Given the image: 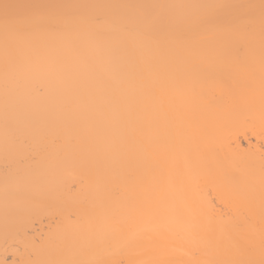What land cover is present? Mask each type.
Here are the masks:
<instances>
[{
  "label": "bare ground",
  "instance_id": "6f19581e",
  "mask_svg": "<svg viewBox=\"0 0 264 264\" xmlns=\"http://www.w3.org/2000/svg\"><path fill=\"white\" fill-rule=\"evenodd\" d=\"M0 264H264V0H0Z\"/></svg>",
  "mask_w": 264,
  "mask_h": 264
}]
</instances>
